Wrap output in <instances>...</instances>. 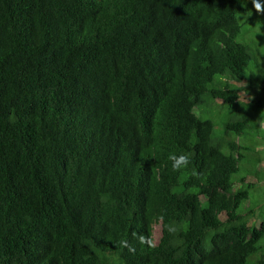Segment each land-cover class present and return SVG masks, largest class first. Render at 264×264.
<instances>
[{
	"label": "trees",
	"instance_id": "1",
	"mask_svg": "<svg viewBox=\"0 0 264 264\" xmlns=\"http://www.w3.org/2000/svg\"><path fill=\"white\" fill-rule=\"evenodd\" d=\"M0 264H264V11L0 0Z\"/></svg>",
	"mask_w": 264,
	"mask_h": 264
},
{
	"label": "clouds",
	"instance_id": "2",
	"mask_svg": "<svg viewBox=\"0 0 264 264\" xmlns=\"http://www.w3.org/2000/svg\"><path fill=\"white\" fill-rule=\"evenodd\" d=\"M262 2H264V0H252V6L258 14L264 11V8H262ZM167 159L168 161H170V167L173 172L187 167L190 163V157L187 154L177 155L175 153H172L168 155ZM140 242L149 243V241H147L144 237L140 238Z\"/></svg>",
	"mask_w": 264,
	"mask_h": 264
},
{
	"label": "rangeland",
	"instance_id": "3",
	"mask_svg": "<svg viewBox=\"0 0 264 264\" xmlns=\"http://www.w3.org/2000/svg\"><path fill=\"white\" fill-rule=\"evenodd\" d=\"M216 122H220V119H217ZM263 133V132H262ZM250 179H253V177H249ZM160 235V225H154L153 226V240L156 241Z\"/></svg>",
	"mask_w": 264,
	"mask_h": 264
}]
</instances>
